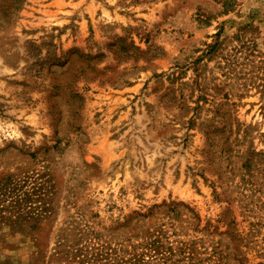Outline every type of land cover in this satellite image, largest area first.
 <instances>
[{"label": "rangeland", "instance_id": "obj_1", "mask_svg": "<svg viewBox=\"0 0 264 264\" xmlns=\"http://www.w3.org/2000/svg\"><path fill=\"white\" fill-rule=\"evenodd\" d=\"M0 264H264V0H0Z\"/></svg>", "mask_w": 264, "mask_h": 264}]
</instances>
